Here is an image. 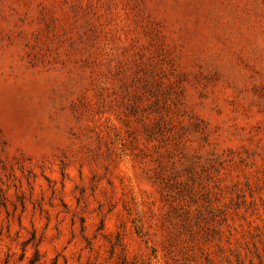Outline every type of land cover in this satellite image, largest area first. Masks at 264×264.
<instances>
[{
    "label": "rangeland",
    "instance_id": "rangeland-1",
    "mask_svg": "<svg viewBox=\"0 0 264 264\" xmlns=\"http://www.w3.org/2000/svg\"><path fill=\"white\" fill-rule=\"evenodd\" d=\"M0 264H264V0H0Z\"/></svg>",
    "mask_w": 264,
    "mask_h": 264
}]
</instances>
